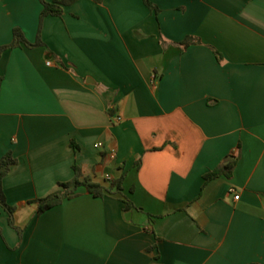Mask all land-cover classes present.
<instances>
[{
  "label": "crops",
  "instance_id": "1",
  "mask_svg": "<svg viewBox=\"0 0 264 264\" xmlns=\"http://www.w3.org/2000/svg\"><path fill=\"white\" fill-rule=\"evenodd\" d=\"M151 1L73 0L43 46L2 53L0 158L17 163L0 264H264V0ZM41 10L0 0V47L15 27L35 42ZM231 154L232 177L205 183ZM75 165L107 187L124 175L122 194L80 187L38 214Z\"/></svg>",
  "mask_w": 264,
  "mask_h": 264
},
{
  "label": "trees",
  "instance_id": "2",
  "mask_svg": "<svg viewBox=\"0 0 264 264\" xmlns=\"http://www.w3.org/2000/svg\"><path fill=\"white\" fill-rule=\"evenodd\" d=\"M42 4V10L40 13V25L38 31V37L35 42H30L22 29L19 27H15L13 30V41L8 45H3L0 47V57L2 53L8 48H16L22 45H26L28 47H37L43 46L44 42L41 39V28L43 20L47 16H61L64 12L65 5H69L73 2V0H55V1H47V0H39ZM97 3H102L104 0H94ZM145 5L151 10L156 13L159 12L158 7L151 1V0H144ZM193 37H187L184 41L180 44L187 48L194 42ZM238 160V155L231 154L228 155L221 165L216 169H213L205 174L204 179L205 183L219 178L221 176H226L227 178H231L233 175V170L236 166ZM17 163V158H15L11 151L7 152L4 156L0 158V205L8 212L9 214V221L13 224V217L15 214L16 208L11 206L7 203L6 195L3 187V179L9 173L11 167ZM75 176L72 180L67 182H62L59 184V189L40 199L34 201L37 204V213L41 214L46 210L60 205L63 203L64 200L73 198L77 196L78 190L80 187H84L86 191L96 197H104V196H113L116 194H122L121 183L124 179V175L116 181H112L109 187L101 185L97 182H93L90 178H83L82 171L78 166H74ZM125 203V209H135V204L131 201L130 198L127 196H123L121 199ZM149 249H158V245H153ZM156 262L152 264H163L158 262L159 256L156 257Z\"/></svg>",
  "mask_w": 264,
  "mask_h": 264
},
{
  "label": "built area",
  "instance_id": "3",
  "mask_svg": "<svg viewBox=\"0 0 264 264\" xmlns=\"http://www.w3.org/2000/svg\"><path fill=\"white\" fill-rule=\"evenodd\" d=\"M116 119H117V120H120V117H117ZM96 146H97V147H101V146H102V143H97ZM110 154H111V156L113 157V156H114V151L112 150V151L110 152ZM106 178L109 179L110 176L107 175ZM236 198H239V196H236Z\"/></svg>",
  "mask_w": 264,
  "mask_h": 264
}]
</instances>
